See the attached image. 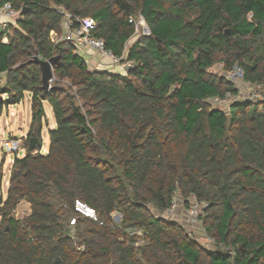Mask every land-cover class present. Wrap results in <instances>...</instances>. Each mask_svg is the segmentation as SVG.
<instances>
[{
	"label": "trees",
	"instance_id": "1",
	"mask_svg": "<svg viewBox=\"0 0 264 264\" xmlns=\"http://www.w3.org/2000/svg\"><path fill=\"white\" fill-rule=\"evenodd\" d=\"M8 1L20 14L0 26V111L29 93L32 121L0 196V264H264V99L227 112L212 100L239 89L210 71L238 65L264 90V0ZM60 8L91 17L93 35L133 66L91 69L53 41ZM139 15L150 33L128 46ZM35 56H59L50 91ZM44 101L56 122L46 153ZM178 195L188 208L192 196L207 204L199 220L215 248L154 214Z\"/></svg>",
	"mask_w": 264,
	"mask_h": 264
},
{
	"label": "built area",
	"instance_id": "2",
	"mask_svg": "<svg viewBox=\"0 0 264 264\" xmlns=\"http://www.w3.org/2000/svg\"><path fill=\"white\" fill-rule=\"evenodd\" d=\"M61 12L64 15L62 21V31L57 33L55 31L51 32V39L55 42L66 41L71 44L74 48V51L79 55H82L87 64L90 66V63L87 60V57L95 54L107 61L109 64L121 65L125 70L133 66L131 61H123L122 57H117L112 51L106 49L103 39L96 38L93 35V29L96 26L95 21L91 17H80L70 12L65 11L63 8H60ZM20 11L15 9L12 3L8 0H0V17L3 19L1 22V27L6 29L9 24L14 23L19 17ZM130 21L135 22V35L139 36L141 34H149L150 28L147 25L144 17L139 15L138 18H131ZM133 37V38H134ZM132 40V39H131ZM4 41L7 42V36L4 37ZM131 43L129 42L128 45ZM93 56V55H92ZM226 76L235 84L239 89V92L236 95L228 93L225 98L221 99L215 97L212 102L217 104L222 102H230L236 100H262L264 99V90L260 84H253L247 81L244 78V73L242 68L238 65L234 66L232 70L226 73ZM55 77L53 76L50 80V87L52 89V83ZM0 148L7 153H14L15 157H21V153H26V146L24 143L23 137L13 136L11 133L7 134L5 131H0ZM44 153V152H43ZM190 206L187 209L188 220L196 221L197 224L190 221V225L195 228H199L200 234L197 235L196 239L200 242L201 245L207 248H215L216 241L213 237L205 235L201 227V222L199 221V215L202 213L206 203H199L196 201V198L192 196L190 199ZM191 200H193L191 202ZM177 208V203L174 202L171 208L165 210L163 214H173ZM77 209L81 211L86 216H91L96 218V211L90 207H87L81 202H77ZM74 221H72L73 223ZM202 232V233H201Z\"/></svg>",
	"mask_w": 264,
	"mask_h": 264
},
{
	"label": "rangeland",
	"instance_id": "3",
	"mask_svg": "<svg viewBox=\"0 0 264 264\" xmlns=\"http://www.w3.org/2000/svg\"><path fill=\"white\" fill-rule=\"evenodd\" d=\"M135 40V37L132 38L130 43H132ZM129 46V45H128ZM93 55V56H92ZM89 57H87L88 62L91 64L94 59L97 60L98 63L104 64V61H107L99 56H96L95 54L92 53ZM109 62V61H107ZM107 65V64H105ZM112 67L115 66V64H111ZM94 68V67H93ZM124 73H126L127 70L122 69ZM210 71L212 72H218L222 75H226L225 70L222 68V64L219 62L215 64ZM55 80V79H54ZM54 82V81H53ZM53 85V83H52ZM44 109H45V117L43 119V130H42V138H43V148L49 147V129L51 128V124L55 123V117L53 114L52 107L48 101H44ZM214 105H217L223 109H225L227 112L229 110V102H222V103H215L213 102ZM13 113V115H12ZM32 121V103H31V98L28 93H26V96L24 99L18 103V104H13L10 105L8 108H4L3 113H2V118L0 120L1 124L4 126L5 132L7 134H12L13 136L16 137H23L24 141L26 139V136L28 134L30 125ZM53 128V127H52ZM25 143V142H24ZM26 152H27V147H26ZM26 154V153H25ZM24 152L21 153V155H25ZM3 158H5V161L2 165ZM15 158L14 153H5L1 148H0V171L3 173V180H2V186L0 188V196L5 199L7 197L8 193V185H7V180L9 179L10 175V169L12 166V160ZM190 201V200H189ZM193 200H191L192 202ZM175 202L177 203V208L175 209V212L173 214H159L156 210H153L154 214L175 220L178 222L183 223L189 230L192 231L193 235L197 237V235L200 234L199 228H195L194 226L192 227L190 225V221L192 223H195L198 221H192L191 219L188 220V212H187V205L185 201L178 195L175 198ZM29 205L24 202L22 203L16 212V216L18 217H23L29 213ZM114 219L115 221H119L121 216L118 213H114ZM200 221V220H199ZM197 224V222H196Z\"/></svg>",
	"mask_w": 264,
	"mask_h": 264
},
{
	"label": "water",
	"instance_id": "4",
	"mask_svg": "<svg viewBox=\"0 0 264 264\" xmlns=\"http://www.w3.org/2000/svg\"><path fill=\"white\" fill-rule=\"evenodd\" d=\"M58 60H59V56H54L48 60L41 59L35 56L34 59L32 60L40 65V68L42 71L43 89L46 91L51 90L50 80L53 77V67L58 62ZM38 143H39V140L36 137H31L29 140V150L32 151L35 148L36 144Z\"/></svg>",
	"mask_w": 264,
	"mask_h": 264
},
{
	"label": "crops",
	"instance_id": "5",
	"mask_svg": "<svg viewBox=\"0 0 264 264\" xmlns=\"http://www.w3.org/2000/svg\"><path fill=\"white\" fill-rule=\"evenodd\" d=\"M3 21V19L0 17V26H1V22ZM105 64H107V65H105ZM94 67V68H93ZM90 68L91 69H97V70H105V71H109V72H113V73H122V74H125L124 72H123V70L122 69H124L121 65H115L114 67H112L111 66V64H109V62H107V61H104V64H103V62L102 63H98L97 62V60H95L94 59V61L90 64ZM29 94V93H28ZM30 95V94H29ZM30 98H31V95H30ZM5 108V107H4ZM4 108H3V110H4ZM6 108H8V107H6ZM3 110L2 111H0V120H1V118H2V113H3ZM12 115H13V113H12ZM55 125H56V122L55 123H52L51 124V128L52 127H55ZM30 129V128H29ZM0 131H5V129H4V126L1 124V122H0ZM29 132V131H28ZM48 149H49V147H46V148H43L42 149V152H44V153H46L47 151H48ZM23 156V155H22ZM21 156V157H22ZM15 159V158H14ZM14 159L12 160V164H13V161H14ZM3 160L5 161V158H3ZM12 167V166H11ZM7 185H8V187H9V179L7 180ZM2 186V185H1ZM1 186H0V188H1ZM6 199V198H5ZM4 199V200H5Z\"/></svg>",
	"mask_w": 264,
	"mask_h": 264
}]
</instances>
